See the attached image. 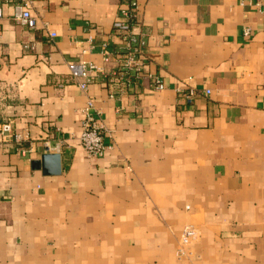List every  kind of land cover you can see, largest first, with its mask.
Masks as SVG:
<instances>
[{"label": "crops", "instance_id": "obj_1", "mask_svg": "<svg viewBox=\"0 0 264 264\" xmlns=\"http://www.w3.org/2000/svg\"><path fill=\"white\" fill-rule=\"evenodd\" d=\"M15 1L36 26L0 0V127L26 150L0 143V264H264V12L136 0L146 72L165 88L143 76L111 97L102 47L120 46L121 0ZM70 60L104 73L74 77ZM88 98L110 132L99 157L78 140ZM46 151L59 174L32 166Z\"/></svg>", "mask_w": 264, "mask_h": 264}, {"label": "built area", "instance_id": "obj_2", "mask_svg": "<svg viewBox=\"0 0 264 264\" xmlns=\"http://www.w3.org/2000/svg\"><path fill=\"white\" fill-rule=\"evenodd\" d=\"M12 3L14 8V19L17 23L33 29L36 26V17L33 16L26 3L17 2L15 0H6ZM256 10L264 12V0H249ZM138 3L136 0H121L118 5L116 20L113 23L112 31L119 38L120 46L114 52L109 51L106 44H103L102 53L105 60L114 57L118 63L117 68L112 71L107 77L110 88V96H114L117 92L123 91L125 87L132 85L134 81L143 76H147L151 80V85L154 89L162 90L165 84L162 79L155 73L146 72L147 56L144 48L145 41L140 34L135 31L139 25L137 20ZM1 17V8H0ZM244 33L249 35L250 30L245 29ZM55 33L51 32L53 37ZM68 67L72 76L81 77L85 81H91L94 78L93 72L104 73L102 68L93 62L81 60H70ZM83 88L85 85L80 84ZM185 95L190 101L194 95V91L189 88ZM209 92V90H206ZM82 128L78 134V140L83 150L90 157H99L105 150L104 137L110 135L108 128L101 119V114L94 107L93 100L88 98L86 105L81 110ZM13 142L16 152L24 153L25 147L23 141L25 137L22 133L13 130L9 122H4L0 127V143ZM56 150H59V145H56ZM195 231L192 228H187L179 239L180 249L183 244L188 243L194 237Z\"/></svg>", "mask_w": 264, "mask_h": 264}, {"label": "water", "instance_id": "obj_3", "mask_svg": "<svg viewBox=\"0 0 264 264\" xmlns=\"http://www.w3.org/2000/svg\"><path fill=\"white\" fill-rule=\"evenodd\" d=\"M32 166L41 169L44 174H59L61 171V158L57 152L46 151L39 160H34Z\"/></svg>", "mask_w": 264, "mask_h": 264}]
</instances>
